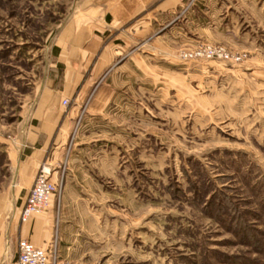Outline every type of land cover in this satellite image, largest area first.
Instances as JSON below:
<instances>
[{
	"label": "rangeland",
	"instance_id": "1",
	"mask_svg": "<svg viewBox=\"0 0 264 264\" xmlns=\"http://www.w3.org/2000/svg\"><path fill=\"white\" fill-rule=\"evenodd\" d=\"M77 1L0 0V189L1 139ZM179 1L155 36L118 39L105 110L82 103L54 183V264H264V0Z\"/></svg>",
	"mask_w": 264,
	"mask_h": 264
},
{
	"label": "crops",
	"instance_id": "2",
	"mask_svg": "<svg viewBox=\"0 0 264 264\" xmlns=\"http://www.w3.org/2000/svg\"><path fill=\"white\" fill-rule=\"evenodd\" d=\"M181 7L179 0L77 1L56 36L50 52L53 62L29 100L20 132L14 139H1L6 146L10 183L0 189V264H18L20 240L43 249L52 246L61 210V205H56L57 195L45 212L28 222L22 221V212L42 166L53 170V183H63L60 169L79 126L82 103L93 100L90 111L99 105L105 110L110 99L104 94L109 77H100L125 52L118 39L124 32L155 36L158 19H171ZM95 84L103 85L102 91L91 95ZM101 100L107 102L100 104ZM67 192L64 185L61 196Z\"/></svg>",
	"mask_w": 264,
	"mask_h": 264
},
{
	"label": "built area",
	"instance_id": "3",
	"mask_svg": "<svg viewBox=\"0 0 264 264\" xmlns=\"http://www.w3.org/2000/svg\"><path fill=\"white\" fill-rule=\"evenodd\" d=\"M65 106L69 101L65 100ZM56 185L49 178V171L43 166L37 174L34 185L28 195L22 212V221L28 222L34 215L45 212L56 196ZM56 251L53 246L43 249L36 247L28 240H20L18 244V264H54Z\"/></svg>",
	"mask_w": 264,
	"mask_h": 264
}]
</instances>
